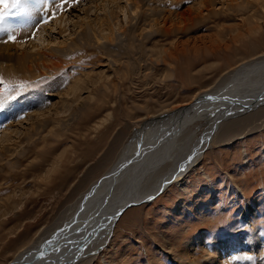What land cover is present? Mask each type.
<instances>
[{
	"label": "rangeland",
	"instance_id": "1",
	"mask_svg": "<svg viewBox=\"0 0 264 264\" xmlns=\"http://www.w3.org/2000/svg\"><path fill=\"white\" fill-rule=\"evenodd\" d=\"M38 1L45 2L48 8L52 0H22L23 8L4 13L0 19V44L11 43L6 28L10 24L24 25L31 18L26 5ZM166 1L167 7L180 14L197 0ZM43 13L33 18L34 23L28 21L32 26L24 30L25 39L30 34L29 40H36L42 25L53 19ZM45 19L49 22L44 23ZM237 22L236 16H221L196 25L181 34L179 41L189 48L198 47L200 52H187L174 60L167 56L166 63L155 61L156 50H167L173 37L153 36L146 41V47L155 52L153 66L149 67L152 69L145 70L146 65L139 63L145 53L138 48L130 68L124 66L119 76L95 47L87 46L69 56L65 69L36 80L25 75L7 77L0 71V137L8 126L17 130L12 134L14 145L9 148V135L0 139V264L8 263L13 252L38 230L55 228L56 223L70 218L74 203L110 169L132 140L141 116L145 119L147 112L159 110L160 106L191 100L195 92L213 84L214 88L223 89L250 76L243 71L223 83L218 77L224 74L223 61L228 62L231 57H226L225 52L205 54L204 44L210 46L212 38H218L216 23L229 27ZM15 33L19 31L14 30ZM261 33L259 43L264 50V26ZM248 40L245 38L243 47L254 43ZM233 44L239 47L233 46L232 53L238 48L245 50L242 38L234 39ZM8 63L12 61L0 58V65ZM85 72L91 74V88L81 92L80 103L70 104L59 115L60 135L46 136L49 126L41 128V113L36 110L49 104L52 108L45 111V120L57 117L54 109L65 105L61 101H66L63 96L70 81ZM260 120L253 124L250 118L247 127L244 121L232 123L224 133L227 125L222 126V120L202 119L191 126L190 133L172 137L163 146L168 157L161 166L168 170L158 178L156 169L143 191L157 182L169 183L151 200L129 207L115 225L111 241L88 264H208L212 255L206 248L213 250L216 245L225 246L226 241L232 243L239 237L245 238L244 244L234 248V254L225 259L218 252L215 259H225V264H264V251L260 252L264 250V116ZM31 125L41 129L29 140ZM44 136L47 142L43 141ZM173 173L177 179H171ZM128 211L131 213L123 219ZM194 242L192 249L187 247ZM187 249L194 253L192 258L186 255Z\"/></svg>",
	"mask_w": 264,
	"mask_h": 264
},
{
	"label": "bare ground",
	"instance_id": "2",
	"mask_svg": "<svg viewBox=\"0 0 264 264\" xmlns=\"http://www.w3.org/2000/svg\"><path fill=\"white\" fill-rule=\"evenodd\" d=\"M166 5L168 6L166 0H52L47 8L45 2L38 1L32 5H26L31 18H27L24 25L10 24L6 28V35H12L14 30L19 31L15 33V42L0 44V58L12 61L7 65H0V71L7 77L25 75L36 80L45 74L59 72L65 69L69 56L84 46L95 47L104 57V62H107L106 64L113 69L114 74L119 76L124 66L127 69L130 68V64L135 60V50L138 48L141 49L142 54L145 53L143 60L139 63L143 62L146 65L145 70L152 69L149 67L153 66L152 56L155 52L146 47V41L153 36L173 37L169 42L170 51L164 47L156 50L155 61L166 63L168 57L174 60L187 52L196 54L200 52L201 49L198 47L189 48L185 42L179 41L181 34L192 31L196 25H201L210 19L236 16L238 24L220 27L221 25L216 23L218 38L215 41L212 38L210 46L206 45L207 43L204 44L205 54L211 56L225 52L226 57H231L228 62L223 61L224 67L219 66V69L221 67L225 69L224 74L218 77L223 83L226 79L243 71H247L250 76L246 75L247 79L243 77L244 80L223 89H220L221 87L216 89L213 84L205 90L195 92L191 100L160 106L159 110L147 112L145 119L141 116L138 122L141 123L135 130L132 140L124 146L110 169L98 177L89 188L87 187L88 189L80 199L74 203L70 218L56 223L55 228L38 230L27 243L20 245L7 261L8 263L4 264H74L73 262L77 260L78 262L82 260L79 264L83 262L88 264L94 254L111 241L115 225L126 210L154 197L158 190L169 183L166 179L168 181L166 184L157 182L150 186L147 192L143 191L147 180L152 177L156 169V174L159 173L158 178L162 176V172L168 170L161 166L168 157L166 155L168 152L163 146L172 137L184 132L190 133L191 126L202 119L222 120L221 125H227L224 133L229 130L227 128H230L232 123L238 124L244 121L247 127L249 124L247 121L250 118H253V121H250L253 124L256 121L261 122L260 118L264 116V50L259 42L262 41L261 31L264 26V0H197L188 10L186 9L187 11L185 9L183 13L178 11L180 14ZM32 7L34 10L31 9ZM39 12H44L43 15L48 19L55 14V19L42 25L36 40H29L30 34L25 39L24 30L28 31L32 26L28 24V21L34 23L33 18ZM19 35L22 37L20 38ZM239 38H242V47L246 45L245 38L249 39L248 42L254 41V43L250 44V47H243L245 50L238 48L235 53H232V47L239 46L231 45V43ZM222 42L223 45H221ZM181 45L182 48H180ZM240 55L241 57L237 58ZM124 56L127 57L125 60ZM228 67L232 68L227 69ZM194 68L190 66V70ZM90 75L85 72L81 77L70 81L63 96L67 97L66 101H61L65 105L54 109L56 113L53 114H57V117L45 120V111L52 108L49 104L35 111L41 113L39 116L42 118L38 119L42 124L41 128L49 126V129L45 128L46 136L60 135L62 118L59 115H63L70 104L80 101L81 92L91 88ZM98 75L100 78L101 73ZM8 127L3 132L4 136L9 135V144H7L9 148L14 145L12 134H15L17 130L13 129V126ZM41 128L37 129L31 125L28 130L31 137L29 140L34 138ZM46 136L43 137L45 142L48 140ZM189 162L188 164L194 161ZM177 177L174 174L171 179L174 180ZM130 213L128 211L123 219ZM254 233V235L257 234ZM244 240V237H239L232 243L226 241L225 246L220 243L221 246L216 245L213 250L206 248L208 254L212 255L208 264L219 262L225 264L227 261L225 259L234 254V248L243 245ZM193 245L195 246V242L187 247L190 248ZM214 250L215 253H213ZM261 250L262 253L264 250L263 248ZM218 252L220 253L218 256L225 259L216 260ZM186 255L192 258L194 253L187 249Z\"/></svg>",
	"mask_w": 264,
	"mask_h": 264
},
{
	"label": "snow or ice",
	"instance_id": "3",
	"mask_svg": "<svg viewBox=\"0 0 264 264\" xmlns=\"http://www.w3.org/2000/svg\"><path fill=\"white\" fill-rule=\"evenodd\" d=\"M22 0H0V8H3V12H0V19L3 18V15L5 12H8L9 9L15 8V9H21L23 8ZM53 19H55V14H53ZM49 21L45 19L44 23H48ZM16 36L14 34L9 35L8 42H15ZM211 99V97H210ZM250 259V257H249Z\"/></svg>",
	"mask_w": 264,
	"mask_h": 264
},
{
	"label": "water",
	"instance_id": "4",
	"mask_svg": "<svg viewBox=\"0 0 264 264\" xmlns=\"http://www.w3.org/2000/svg\"><path fill=\"white\" fill-rule=\"evenodd\" d=\"M129 204V203H128ZM131 204V203H130Z\"/></svg>",
	"mask_w": 264,
	"mask_h": 264
}]
</instances>
